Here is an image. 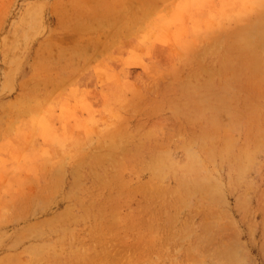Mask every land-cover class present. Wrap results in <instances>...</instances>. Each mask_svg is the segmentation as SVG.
Wrapping results in <instances>:
<instances>
[{"label": "rangeland", "instance_id": "374dc122", "mask_svg": "<svg viewBox=\"0 0 264 264\" xmlns=\"http://www.w3.org/2000/svg\"><path fill=\"white\" fill-rule=\"evenodd\" d=\"M0 264H264V0H0Z\"/></svg>", "mask_w": 264, "mask_h": 264}]
</instances>
